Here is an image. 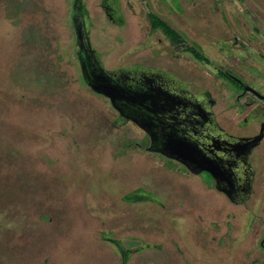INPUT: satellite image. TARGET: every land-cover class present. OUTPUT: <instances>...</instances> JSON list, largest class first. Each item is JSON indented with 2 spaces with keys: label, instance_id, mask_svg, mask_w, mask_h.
Listing matches in <instances>:
<instances>
[{
  "label": "rangeland",
  "instance_id": "rangeland-1",
  "mask_svg": "<svg viewBox=\"0 0 264 264\" xmlns=\"http://www.w3.org/2000/svg\"><path fill=\"white\" fill-rule=\"evenodd\" d=\"M71 1L0 0V264H123L104 238L127 249L138 244L133 239L148 246L127 264H264V193L260 208L233 206L202 186L210 181L204 173L194 177L147 152L143 132L82 85L78 64L67 58ZM179 4L178 28L189 37L234 36L247 48L264 41V0ZM128 21L131 41H94L105 68L161 70L216 88L192 41L176 44L192 52L188 61L158 55L148 41H134ZM194 42L210 57L209 41ZM247 51L257 60L264 54L259 46ZM211 93L220 101L217 117L237 123L241 117L227 110L233 94Z\"/></svg>",
  "mask_w": 264,
  "mask_h": 264
},
{
  "label": "flooded vegetation",
  "instance_id": "flooded-vegetation-1",
  "mask_svg": "<svg viewBox=\"0 0 264 264\" xmlns=\"http://www.w3.org/2000/svg\"><path fill=\"white\" fill-rule=\"evenodd\" d=\"M250 13L253 16L254 13ZM183 14L179 0H72L68 8V22L73 33L74 59L78 64L79 74L82 77L79 59L84 61L87 72L92 71V61L85 59L83 50L79 48L76 42L73 28V19L75 18L85 29L87 41H89L91 48L90 56L106 70L119 71L117 68H105V63L101 60V52L97 51L94 41H131L127 33L130 26L129 18L133 20L134 29L138 32V37L134 41H148L146 48H150L153 53L156 52L158 55L172 53L178 58L183 57L184 60L188 61L186 57L192 52L187 54L180 51L176 44L192 41L187 44L190 45V49L198 50L196 57L203 58L199 62H202L203 66H212L213 75L210 78L216 88L207 85L199 77L196 82L191 80V76L187 80H181L173 74L161 70L162 73L155 74V76L167 81L175 90L194 96V99L187 100L182 105L184 110L180 112L179 122L182 123L179 128L193 135L195 141L204 139L199 143V149L203 150L199 152V155L205 156L208 150L204 146L209 145L208 139L213 138L214 143L212 142V146H210V150L215 155L212 159L213 163L225 170L224 166L220 164L222 158L218 153H223L226 148L234 159L235 164L232 173L229 170L226 172L230 177L228 179L221 177L220 184L222 188L233 195L232 200L224 192L216 189V183L208 172L200 173H204L210 179L207 183H202V186L205 185L207 190L216 191L233 206H248L251 203L255 205L254 207L260 208L263 205L261 201L263 196L261 195L264 193L262 188L264 176L260 181H258L257 176L264 174V66L256 62L259 59L264 61V54H258L257 60L253 56L250 57L247 49L254 51L256 46H259L264 51V41L250 40L248 41L250 47L247 48L248 45L244 47L245 43L234 36L227 40L189 37L186 33L179 31L181 27L178 28V24L180 25L178 17H183ZM251 23L256 29L255 21ZM109 31L115 32L114 34L111 33L112 37H109L111 36ZM142 33L144 35L141 36ZM194 41H209L206 47L211 54L210 57L203 51V45ZM179 70L181 71V69ZM229 85L233 89L232 91ZM133 88L136 91L143 90L139 86L133 85ZM212 90L218 91L219 94H225L224 99L228 94H233L232 102L230 106H227V110L235 111L236 116L241 117L237 123L227 125L217 117L214 108L219 105L220 101L217 96H215L216 98L213 97ZM211 100L212 103H210ZM210 131H213L215 135ZM247 132H251V134L248 135ZM216 133L226 138L237 139L242 143L237 146L223 145L222 147L220 141L216 140ZM143 134L147 137L144 132ZM208 156L210 157L209 154ZM181 166L190 175L194 177L199 175L192 174L183 165ZM247 198L248 201H246ZM223 234L224 239L227 235L229 241L230 238H233L229 230ZM261 238L263 239L264 236ZM104 239L118 249L120 261H123V264L129 262L132 254L147 249V245H141L140 240L137 239L130 240L131 243L136 242L138 244L131 245L128 249L123 246L121 241L110 238Z\"/></svg>",
  "mask_w": 264,
  "mask_h": 264
},
{
  "label": "water",
  "instance_id": "water-1",
  "mask_svg": "<svg viewBox=\"0 0 264 264\" xmlns=\"http://www.w3.org/2000/svg\"><path fill=\"white\" fill-rule=\"evenodd\" d=\"M73 28L76 42L83 50L85 59L92 61V71L87 72L84 61L79 59L85 85L96 95L106 98L121 118L147 135L149 139L147 152L174 160L192 174L208 172L216 183V189L224 192L232 200L233 195L220 185L221 177L228 179L230 176L226 172L229 170L232 173L235 164L228 149L224 148L223 153H218L222 158L220 164L225 168L223 170L212 161L215 156L210 150L212 142L214 143L213 138L208 139L209 145L204 146L208 151L205 153L206 157H202L199 155V152L203 151L199 149V143L204 139L195 141L193 135L179 128L182 123L179 122L180 112L184 110L182 105L187 100L194 99V96L175 90L167 81L150 73L104 69L90 56L91 48L85 29L76 18L73 19ZM133 85L142 87L143 90L136 91ZM210 132L214 134L213 131ZM215 137L222 147L223 145L237 146L242 143L219 133H216Z\"/></svg>",
  "mask_w": 264,
  "mask_h": 264
},
{
  "label": "trees",
  "instance_id": "trees-1",
  "mask_svg": "<svg viewBox=\"0 0 264 264\" xmlns=\"http://www.w3.org/2000/svg\"><path fill=\"white\" fill-rule=\"evenodd\" d=\"M67 58H73L74 59V51L73 52H67ZM79 76H80V74H79ZM82 77L80 76V82H81V84L82 85H84L85 87H87L86 85H85V82H84V80L83 79H81ZM88 88V87H87ZM91 91V90H90ZM92 92V91H91ZM93 93V92H92ZM94 95H96L95 93H94ZM96 96H99V97H101V98H104V97H102V96H100V95H96ZM104 99H106V98H104ZM110 104V103H109ZM116 112V111H115ZM117 113V112H116ZM117 116H118V120H123V121H127V120H124L123 118H121L119 115H118V113H117ZM128 122V121H127Z\"/></svg>",
  "mask_w": 264,
  "mask_h": 264
}]
</instances>
